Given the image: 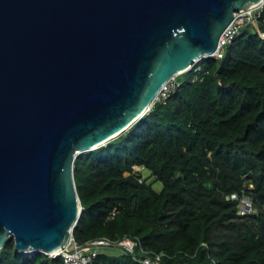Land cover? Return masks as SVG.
Listing matches in <instances>:
<instances>
[{
  "label": "water",
  "instance_id": "1",
  "mask_svg": "<svg viewBox=\"0 0 264 264\" xmlns=\"http://www.w3.org/2000/svg\"><path fill=\"white\" fill-rule=\"evenodd\" d=\"M262 1L0 0V250L65 248L77 156L129 129Z\"/></svg>",
  "mask_w": 264,
  "mask_h": 264
},
{
  "label": "trees",
  "instance_id": "2",
  "mask_svg": "<svg viewBox=\"0 0 264 264\" xmlns=\"http://www.w3.org/2000/svg\"><path fill=\"white\" fill-rule=\"evenodd\" d=\"M260 31L264 9L258 26L246 25L222 58L195 63L176 76L168 99L155 101L116 138L77 156L82 212L76 241H138L134 253L104 249L92 264H144L143 251L164 254L162 264H264ZM242 197L251 199L253 212L240 213ZM0 264L66 263L63 256L21 252L10 238Z\"/></svg>",
  "mask_w": 264,
  "mask_h": 264
},
{
  "label": "built area",
  "instance_id": "3",
  "mask_svg": "<svg viewBox=\"0 0 264 264\" xmlns=\"http://www.w3.org/2000/svg\"><path fill=\"white\" fill-rule=\"evenodd\" d=\"M263 9L264 1L253 5L250 9L235 11V17L221 35L216 51L207 57L222 58L224 56L225 49L233 43L235 37L241 34L242 29L246 25L253 24L258 26L259 19L262 17ZM260 34L262 38H264V31H260ZM175 78L171 79L163 86L155 101H165L168 99L178 85ZM232 198H236V196L234 195ZM253 211L254 207L251 199L248 197H242L240 203V213L245 215ZM137 245L138 241L131 237H125L118 241H113L108 238H99L88 241L84 244H79L72 232L66 247L61 249L58 253L52 255V257L63 256L66 264H92L98 253L104 249L118 247V249L127 253H134ZM143 252L145 256L139 258L142 263L162 264L164 254L152 251Z\"/></svg>",
  "mask_w": 264,
  "mask_h": 264
},
{
  "label": "rangeland",
  "instance_id": "4",
  "mask_svg": "<svg viewBox=\"0 0 264 264\" xmlns=\"http://www.w3.org/2000/svg\"><path fill=\"white\" fill-rule=\"evenodd\" d=\"M142 172L144 173V175H145L146 177L149 176V172H148L147 170H143V169H142ZM156 187H157V188H161V187H162V184H161V183H157V184H156Z\"/></svg>",
  "mask_w": 264,
  "mask_h": 264
},
{
  "label": "bare ground",
  "instance_id": "5",
  "mask_svg": "<svg viewBox=\"0 0 264 264\" xmlns=\"http://www.w3.org/2000/svg\"><path fill=\"white\" fill-rule=\"evenodd\" d=\"M256 4V3H255ZM255 4H252L251 6H250V8H252L253 7V5H255ZM250 8H248V9H250ZM61 249L60 248H57V249H55L54 251H53V253H58L59 251H60Z\"/></svg>",
  "mask_w": 264,
  "mask_h": 264
},
{
  "label": "clouds",
  "instance_id": "6",
  "mask_svg": "<svg viewBox=\"0 0 264 264\" xmlns=\"http://www.w3.org/2000/svg\"><path fill=\"white\" fill-rule=\"evenodd\" d=\"M200 61H201V60H200ZM197 62H199V61H197ZM195 63H196V62H195ZM195 63H194V64H195ZM192 67H193V66H192ZM192 67H191V68H192ZM191 68H190V69H191Z\"/></svg>",
  "mask_w": 264,
  "mask_h": 264
}]
</instances>
